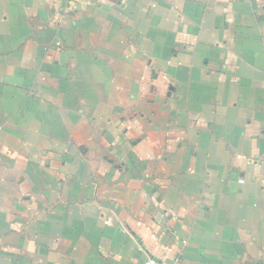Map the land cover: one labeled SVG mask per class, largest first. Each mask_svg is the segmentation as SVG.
I'll return each instance as SVG.
<instances>
[{
    "label": "crops",
    "instance_id": "crops-1",
    "mask_svg": "<svg viewBox=\"0 0 264 264\" xmlns=\"http://www.w3.org/2000/svg\"><path fill=\"white\" fill-rule=\"evenodd\" d=\"M264 264V0H0V264Z\"/></svg>",
    "mask_w": 264,
    "mask_h": 264
},
{
    "label": "built area",
    "instance_id": "built-area-1",
    "mask_svg": "<svg viewBox=\"0 0 264 264\" xmlns=\"http://www.w3.org/2000/svg\"><path fill=\"white\" fill-rule=\"evenodd\" d=\"M142 264H164L160 260L154 258V257H148L146 258Z\"/></svg>",
    "mask_w": 264,
    "mask_h": 264
}]
</instances>
